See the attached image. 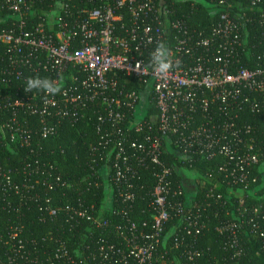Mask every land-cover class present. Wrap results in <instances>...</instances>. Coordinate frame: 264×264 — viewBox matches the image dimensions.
Returning <instances> with one entry per match:
<instances>
[{"label": "built area", "instance_id": "1", "mask_svg": "<svg viewBox=\"0 0 264 264\" xmlns=\"http://www.w3.org/2000/svg\"><path fill=\"white\" fill-rule=\"evenodd\" d=\"M39 1L0 0V19L5 13L14 20L12 27H0L4 46L0 139L8 145L31 147L37 143L36 136H57L64 121L76 126L90 125L95 119L88 164L106 187L103 205L99 209L78 199L76 205L49 204L45 210L53 218L64 213L65 223L86 220L93 227L111 225L114 230L108 238L95 235L86 256L79 248L71 254L67 244L57 239L53 259L47 261L192 263L201 252L186 239H175L173 247L185 244L179 255L169 257L161 251L173 216L182 219L172 232L183 229L189 234L194 228L199 234L204 226L195 215L189 216L198 207L197 188L190 196L183 182L185 169L164 156L176 155L191 167L199 160L213 163L205 177L217 180L216 185L225 180L228 199L253 195L259 189L255 185L264 173V150L258 132L264 135V129L246 117L264 118V63L247 68L243 57L248 54L250 26L263 22L264 0H87L86 6L74 10L68 6L70 0H50L65 14L51 11L26 30L23 10ZM200 10L216 15V22L204 28L191 24L188 15ZM161 41L170 50L172 70L166 77L151 69L143 75L136 64L147 65ZM35 76L56 81L61 92L55 96L26 92V79ZM152 106L156 113L151 115ZM27 117L36 118L38 128L29 127ZM143 170L152 171L155 179L147 192L149 213L133 215L139 191L145 189L139 183ZM29 171L27 164L24 174ZM175 172L180 180L174 179ZM47 175L42 182L54 191L50 178H59ZM181 194L186 196L184 202L170 197ZM208 195L225 202L213 187ZM236 210L238 220L252 224L255 231L260 228L257 207L251 212L240 202ZM237 222L226 221L217 229L236 238ZM260 235L264 238L263 229Z\"/></svg>", "mask_w": 264, "mask_h": 264}, {"label": "trees", "instance_id": "2", "mask_svg": "<svg viewBox=\"0 0 264 264\" xmlns=\"http://www.w3.org/2000/svg\"><path fill=\"white\" fill-rule=\"evenodd\" d=\"M87 5V0H70L68 6L71 10ZM60 11L65 14L60 5L50 0H41L29 8L23 10L25 29L29 30L40 21L41 16L51 11ZM0 19V27H12V18L4 13ZM217 16H209L206 11H197L188 15V21L193 25L204 28L215 23ZM243 65L247 68H255L264 63V19L262 24L250 26L248 45ZM4 52V46L0 45V54ZM156 113L154 106L150 108V114ZM249 123L256 124L264 129V118L246 117ZM86 125L79 122L76 126L64 121L59 127V134L55 137L37 138V143L31 147L8 145L0 139V264H50L47 258L53 259V251L58 241H63L71 254L79 248L86 256L88 247H91V239L96 235L108 238L113 233V226L101 229L93 227L90 222L80 220L79 224L73 221L72 224L65 223L62 213L59 217L53 218L45 210L47 205L54 206L76 205L78 199H82L85 205L95 203L100 207L106 197V187L102 180L92 175L88 164V145L93 140V122ZM27 125L38 128V120L34 117H27ZM258 142L263 146L264 135L258 132ZM165 160L170 164L182 166L185 172H189L196 181L197 191L195 201L198 207L192 215H195L203 228L196 234L194 228L185 231L183 229L172 232V229L182 219L180 216H173L166 225L165 245H161V251L167 252L169 257L179 255L183 252L185 244L181 243L178 248L175 239L182 242L186 239L201 252V256L189 264H264V238L261 237V229L264 230V173L259 174V180L255 186H260L255 194L238 198L231 196L228 199V188L223 180L219 185L217 180L211 181L205 177V173L213 163L205 160L196 161L193 166L183 164L176 155H165ZM30 165V171L24 174L26 165ZM33 168L38 171H32ZM264 172V171H263ZM51 173L59 178L56 181L50 178L56 189L51 191L42 180ZM47 175V176H46ZM174 179L180 180V173H174ZM140 185H145L144 190L139 191L138 201L135 205L133 215H146L149 213L148 189H152L155 179L152 171L143 170L139 180ZM215 193H221L225 202L221 204L216 198L208 195L210 188ZM254 187V186H252ZM237 190L238 186H233ZM172 199L186 200L184 194L177 195ZM52 199L50 203L46 199ZM242 202L253 212L254 207L259 209L257 223L260 224L257 231L252 224L238 220L237 205ZM43 206V211L40 210ZM236 220L237 237L230 233H221L218 226L226 221ZM51 232L54 239H51ZM16 234L18 236L16 237ZM19 240H22L21 247ZM234 247H232V244ZM194 248V247H193ZM241 251V255H237ZM78 260L77 258H75ZM75 261V260H74ZM76 264H78L76 262ZM80 264V263H79ZM82 264V263H81Z\"/></svg>", "mask_w": 264, "mask_h": 264}, {"label": "clouds", "instance_id": "3", "mask_svg": "<svg viewBox=\"0 0 264 264\" xmlns=\"http://www.w3.org/2000/svg\"><path fill=\"white\" fill-rule=\"evenodd\" d=\"M170 50L163 41L157 44L156 48L150 53V60L147 65L136 64V70L145 75L147 69L159 77H166L173 68V62L170 58ZM24 89L28 93L33 91H42L50 96H55L61 92V86L56 81L40 76L28 77L25 81Z\"/></svg>", "mask_w": 264, "mask_h": 264}, {"label": "rangeland", "instance_id": "4", "mask_svg": "<svg viewBox=\"0 0 264 264\" xmlns=\"http://www.w3.org/2000/svg\"><path fill=\"white\" fill-rule=\"evenodd\" d=\"M146 105V103L144 104V106ZM144 108L142 106H140L139 108V112L142 113V110ZM138 117H141V114H138ZM183 182L186 184V188H187V192L189 193L190 196L195 194L196 191V181L194 180V178L191 176V174L189 172H185L183 175Z\"/></svg>", "mask_w": 264, "mask_h": 264}]
</instances>
